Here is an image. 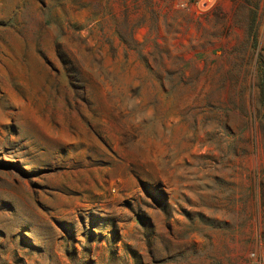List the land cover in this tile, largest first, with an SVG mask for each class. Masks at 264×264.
<instances>
[{"label":"rangeland","instance_id":"obj_1","mask_svg":"<svg viewBox=\"0 0 264 264\" xmlns=\"http://www.w3.org/2000/svg\"><path fill=\"white\" fill-rule=\"evenodd\" d=\"M263 249L264 0H0V264Z\"/></svg>","mask_w":264,"mask_h":264},{"label":"built area","instance_id":"obj_2","mask_svg":"<svg viewBox=\"0 0 264 264\" xmlns=\"http://www.w3.org/2000/svg\"><path fill=\"white\" fill-rule=\"evenodd\" d=\"M251 256L254 258V259H257L259 256H258V254H256L255 252H253L252 254H251ZM261 259H262V261L264 262V249L262 250V252H261Z\"/></svg>","mask_w":264,"mask_h":264}]
</instances>
